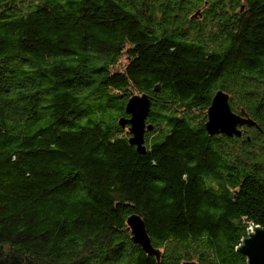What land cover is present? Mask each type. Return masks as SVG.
<instances>
[{
    "label": "trees",
    "instance_id": "1",
    "mask_svg": "<svg viewBox=\"0 0 264 264\" xmlns=\"http://www.w3.org/2000/svg\"><path fill=\"white\" fill-rule=\"evenodd\" d=\"M218 90L241 137L206 133ZM137 94L143 155L120 125ZM254 227L264 0H0V264H247Z\"/></svg>",
    "mask_w": 264,
    "mask_h": 264
},
{
    "label": "water",
    "instance_id": "2",
    "mask_svg": "<svg viewBox=\"0 0 264 264\" xmlns=\"http://www.w3.org/2000/svg\"><path fill=\"white\" fill-rule=\"evenodd\" d=\"M228 94L222 90H218L211 99V104L207 108V120L205 122V130L208 135L232 138L234 136L241 137L240 129L243 126L254 127L245 110L236 113L231 110ZM125 113L129 115L126 120H121L120 125H127L129 133V144L135 146L138 153L145 154L144 134L146 131L152 130V126H146L145 121L149 116L150 100L146 95L132 96L126 103ZM127 225L131 232V240L137 244L145 254L160 259L161 254L154 249L150 239L145 231L143 220L136 215H131L127 219ZM247 259V264H264V229L261 227L251 228L246 239L242 240V244L237 248ZM182 264H195L194 262Z\"/></svg>",
    "mask_w": 264,
    "mask_h": 264
}]
</instances>
